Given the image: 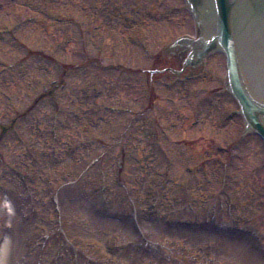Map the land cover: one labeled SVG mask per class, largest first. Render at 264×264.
<instances>
[{
  "label": "rangeland",
  "instance_id": "obj_1",
  "mask_svg": "<svg viewBox=\"0 0 264 264\" xmlns=\"http://www.w3.org/2000/svg\"><path fill=\"white\" fill-rule=\"evenodd\" d=\"M113 1L133 4L0 0V263L264 264V143L226 121L224 54L196 77L150 71L206 16L139 0L138 41ZM239 2L243 81L264 101V0Z\"/></svg>",
  "mask_w": 264,
  "mask_h": 264
},
{
  "label": "water",
  "instance_id": "obj_2",
  "mask_svg": "<svg viewBox=\"0 0 264 264\" xmlns=\"http://www.w3.org/2000/svg\"><path fill=\"white\" fill-rule=\"evenodd\" d=\"M197 8L203 0H188ZM213 9L217 39L227 57V73L230 90L241 105L242 111L251 124L264 138V103L258 102L244 86L238 58V51L232 30V13L239 5V0H209ZM237 5V6H236Z\"/></svg>",
  "mask_w": 264,
  "mask_h": 264
},
{
  "label": "flooded vegetation",
  "instance_id": "obj_3",
  "mask_svg": "<svg viewBox=\"0 0 264 264\" xmlns=\"http://www.w3.org/2000/svg\"><path fill=\"white\" fill-rule=\"evenodd\" d=\"M126 28H128L127 25ZM190 35L192 36V34ZM202 35H204V32L202 33ZM137 36L142 38V31L137 32ZM193 37L198 38L199 35H193ZM173 48L174 50H172L167 57L169 59L177 58V66L174 67L176 72H174V74L177 73L176 75L194 77L204 73V71L207 70L206 66L202 62L199 63L195 61V58L193 57L194 53L197 52L196 45L182 40L181 42L174 44ZM168 65L159 66L158 71H163V69L168 68ZM169 67L171 66L169 65ZM166 71H168V69Z\"/></svg>",
  "mask_w": 264,
  "mask_h": 264
},
{
  "label": "bare ground",
  "instance_id": "obj_4",
  "mask_svg": "<svg viewBox=\"0 0 264 264\" xmlns=\"http://www.w3.org/2000/svg\"><path fill=\"white\" fill-rule=\"evenodd\" d=\"M209 17V16H208ZM208 23H210L209 21H208ZM209 28H210V30H212V22L209 24ZM0 262H1V258H0ZM1 264V263H0Z\"/></svg>",
  "mask_w": 264,
  "mask_h": 264
},
{
  "label": "trees",
  "instance_id": "obj_5",
  "mask_svg": "<svg viewBox=\"0 0 264 264\" xmlns=\"http://www.w3.org/2000/svg\"><path fill=\"white\" fill-rule=\"evenodd\" d=\"M81 145H83V144H81ZM77 156V155H76ZM158 185H154V187H153V190L155 191H157L158 190V187H157Z\"/></svg>",
  "mask_w": 264,
  "mask_h": 264
}]
</instances>
